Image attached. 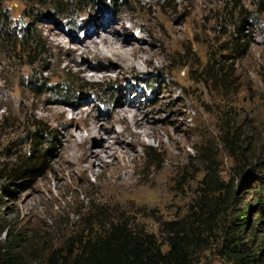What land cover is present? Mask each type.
<instances>
[{
    "label": "rangeland",
    "instance_id": "rangeland-1",
    "mask_svg": "<svg viewBox=\"0 0 264 264\" xmlns=\"http://www.w3.org/2000/svg\"><path fill=\"white\" fill-rule=\"evenodd\" d=\"M55 1L0 0V240L27 241L29 251L111 217L158 237L165 222H199L200 264H234L219 247L247 216L239 235L264 264V216L248 164L264 149V0ZM98 28L118 31L142 59L121 70L84 52V33ZM29 36L50 57L33 52ZM40 77L67 83L71 97L36 93L31 82ZM130 102L129 115L155 136L121 162L133 191L97 188L92 174L78 180L63 162L67 131L78 133L69 122L84 137L94 120L113 133L121 129L114 112ZM35 146L47 153L46 170L12 177L11 162ZM118 172L107 171L112 180ZM225 185L235 194L221 204Z\"/></svg>",
    "mask_w": 264,
    "mask_h": 264
},
{
    "label": "trees",
    "instance_id": "trees-1",
    "mask_svg": "<svg viewBox=\"0 0 264 264\" xmlns=\"http://www.w3.org/2000/svg\"><path fill=\"white\" fill-rule=\"evenodd\" d=\"M86 0H80L85 2ZM112 4H118L121 0H109ZM64 2L56 0L53 6L57 7ZM33 52L42 49L40 54H50L43 49L39 39L29 36L24 39ZM43 77L32 80L31 86L36 93L50 92L60 98L71 97V90L67 83L47 85ZM42 132L34 135V143ZM46 152L33 147L29 154L18 156L11 162L9 169L12 177H24L34 180L46 170ZM250 166L251 186L257 197L256 210L264 216V149L261 153L248 159ZM223 197L216 202L225 204L232 198L234 189L225 185ZM94 210L95 215L103 216L99 208L87 207L86 213ZM199 219H197L198 221ZM230 232L225 230L226 236L219 247V252L234 264H255L256 256L243 236L239 232L245 229L248 219L242 216ZM94 229L87 228L82 232L70 231L69 235L56 245H49L45 249L33 248L25 251L27 241L14 242L9 235L0 240V264H200V256L203 250V229L199 222L195 225L185 224L183 221H169L163 223L161 236L135 227L131 222L119 218L101 222L93 221ZM162 238V240H160ZM22 249H19V247ZM163 247H166L165 250Z\"/></svg>",
    "mask_w": 264,
    "mask_h": 264
},
{
    "label": "bare ground",
    "instance_id": "bare-ground-1",
    "mask_svg": "<svg viewBox=\"0 0 264 264\" xmlns=\"http://www.w3.org/2000/svg\"><path fill=\"white\" fill-rule=\"evenodd\" d=\"M83 39L81 47L84 52L93 58L107 61L112 59L121 70L135 66V61L142 59V50L137 47H130L124 40L125 37L120 36L119 32L114 29L86 30ZM86 66L87 69L95 67L89 62H86ZM132 103L130 102L127 107H122L114 112L113 123L120 124L121 129L116 132L112 130L113 133L109 132V128L104 130L103 125L94 120L85 125L88 135L84 137L79 133L81 128L77 127L76 121L70 119L69 125L78 130V133L72 130L67 131L64 138L63 147L70 154L63 157V162L70 174L75 170L80 178L78 180L84 183L89 174H92L101 181L95 184L97 188L102 186L103 190L107 189L121 195L133 191L131 189L133 184L125 171L126 165L122 166L121 162L129 158L139 144H144L145 137L155 136L148 128L142 127L135 120V114L129 115ZM121 104L123 105V103ZM61 114L64 115V111ZM76 115L80 116V113H76ZM102 134H104L103 142L95 143L93 137ZM116 167L120 172L112 180V174H108L107 171H112Z\"/></svg>",
    "mask_w": 264,
    "mask_h": 264
}]
</instances>
